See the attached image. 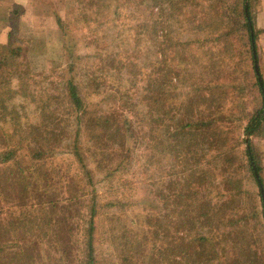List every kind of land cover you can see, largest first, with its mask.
<instances>
[{
	"label": "trees",
	"instance_id": "obj_1",
	"mask_svg": "<svg viewBox=\"0 0 264 264\" xmlns=\"http://www.w3.org/2000/svg\"><path fill=\"white\" fill-rule=\"evenodd\" d=\"M183 1L66 0L64 18L55 15L64 54L68 32L80 19L100 10L114 16L103 23L114 31L112 47L98 51L102 59L95 70L101 82L96 85L91 80L95 74L84 85L77 82L72 61L60 69L59 79L51 73L32 74L21 59L25 48L18 38L23 11L8 9L10 30L6 45L0 46V167L10 169L23 148L29 166L6 175L2 192L15 197L9 202V218L0 219V241L12 243H0V264H102L96 177L106 181L134 167L147 187L148 205L132 221L122 219L124 213L110 201L115 197L104 205L113 208L107 214V236L111 256L120 264H264V205L255 172L262 187L263 179L246 139L264 126V77L260 67L259 75L254 70L258 33L248 0H201L197 6L195 0ZM160 26L164 33L158 35ZM174 30L184 40L174 42ZM205 32L212 43L201 54L204 72L223 67L228 77L220 81L217 70L209 86H198L184 52ZM166 51L175 58L163 59ZM113 72L115 95L123 100L120 111H92L82 88L94 85L93 93L106 94L104 81ZM126 85L139 86L143 98L134 101L132 91L123 90ZM229 100L233 108L227 116L222 108ZM255 100L259 106L248 110L247 103ZM29 101L40 120L20 127V113ZM239 132L241 141L236 139ZM63 147L62 155H71L76 171L62 187L56 178L62 167L48 165L47 159H55L60 154L56 149ZM160 166L168 168L166 180ZM239 170L251 174L253 191L241 185ZM77 205L78 225L68 220L64 230L56 219L58 210ZM74 230L86 239L71 246ZM25 240L27 244L20 243Z\"/></svg>",
	"mask_w": 264,
	"mask_h": 264
},
{
	"label": "rangeland",
	"instance_id": "obj_2",
	"mask_svg": "<svg viewBox=\"0 0 264 264\" xmlns=\"http://www.w3.org/2000/svg\"><path fill=\"white\" fill-rule=\"evenodd\" d=\"M65 1L66 0H62L61 3V18H64V14L66 11V6H65ZM176 1V0H175ZM189 3L192 2V0H188ZM201 0H195L194 6H197L198 3H200ZM258 0H248V7H249V12L252 16V11L254 12L256 9V3ZM4 0H0V3H3ZM183 0H178L179 4H183ZM53 4V3H52ZM2 5V4H1ZM54 5V4H53ZM4 8L6 7H1V9H3V12L0 11V28L2 27L3 24H8V31L6 33L1 32L0 31V41L4 42V44H0V46L2 45H6L7 43V33L9 32V21H8V11H4ZM49 8V7H48ZM187 9V8H185ZM50 10L54 11V8L51 6ZM123 10V9H122ZM6 13V14H5ZM56 13V12H55ZM124 13V12H123ZM126 13V12H125ZM54 14V13H53ZM58 15V14H57ZM138 15V14H137ZM183 12L179 13V16H183ZM7 18H6V17ZM21 16V15H20ZM55 16V14H54ZM112 17H114L113 15H110L107 11H97L96 14H87L86 18L84 19H80L79 20V24H74L72 26V29H70L68 32V37H67V48L65 50V54L62 51V48H60V50L56 53L54 51H51L50 48H47L46 45L51 43V41L45 40L42 41L43 38L39 33L37 34V39H33V46L31 47L30 45V37L31 34H29L28 32H26L24 30V33L21 34L20 32V28H19V19H18V28H19V41L20 44L24 46V51H23V56L21 57V59L23 61H27L28 63V67H29V71H31L32 74H36V75H43L44 77H46V73L50 76L51 73V77H53L54 79H59L58 74L59 71L61 72V68L64 67L67 63L69 62H73L74 63V70H75V79L77 80V82H81V80L86 84L87 83V79H90L89 76L95 74V76L92 77L91 80L95 81V85L97 84V82H101V79H99L98 77L101 76V74L99 72H97L95 70V65H97V63L100 61V54L98 53V51H103L102 49H104V51L107 50V48L112 47V33L114 31V29L112 28L113 26H109L108 25H103V23H108V19H113ZM138 17V16H137ZM143 18V16H141ZM3 18L4 21L3 22ZM20 18V17H19ZM56 19V18H54ZM179 19V18H178ZM111 21V20H110ZM46 23V22H45ZM178 22H176L174 24L173 29H177L176 25ZM172 29V30H173ZM2 30V29H1ZM159 33L158 35L164 33L161 30L162 27H159ZM162 32V33H161ZM181 32H177L174 30V42L175 39L177 40H184V38L181 36L182 34H180ZM109 35V36H108ZM2 36H6L3 41H2ZM32 37V36H31ZM109 37V38H108ZM182 38V39H181ZM197 40H195L193 42V44H191L190 46H187L185 48H187V50L184 52L186 55V58H189L190 63H191V73L192 76L194 78V83L198 84V86L200 84L202 85H207L209 86L211 83V79L215 78L216 76V71L219 70V78L220 81L222 80V77L225 76L226 78L228 77V72H225V70H222V68L220 69H216L215 71H211V72H204V68L206 67V64L203 62V59L201 58V54L203 52H208V49L210 46V44L212 43V36H210L207 32L200 34L198 37H195ZM42 39V40H41ZM48 41V43L46 42ZM36 42V44H35ZM35 44V45H34ZM75 45V47H74ZM118 45V44H116ZM148 46H151L150 44H148ZM36 48V49H34ZM147 48V47H144ZM150 48V47H148ZM58 50V49H57ZM46 51L45 54H42ZM171 51V50H170ZM175 50H172L171 52H173ZM262 47H260V45L258 46V55H259V63L257 61V65H258V69L260 67L261 69V73L264 77V55L262 54ZM77 56H79V58H77ZM165 58L163 57V59H170V58H175V53H170L169 51L165 52ZM102 59V58H101ZM145 59V54L144 52L141 55V60ZM178 59V55L176 52V60ZM208 60V59H207ZM206 59L204 61H207ZM211 60V59H210ZM137 61H140L139 59H137ZM237 61V59L235 60ZM108 64V62H106ZM113 73H108V77H107V83L106 81H104V85H106L107 87V91L106 94L105 93H99V94H95L93 93L95 90H92V88L94 87V85H86L83 89V96L85 99V104L87 105V107H89L92 111H94V109H96L97 107L100 108V110L104 111V112H110L111 109H118L120 111L121 109V105L123 100H120V96L119 95H115V89L114 85H113V79H115L114 76H116V74ZM66 74V72L62 75L64 76ZM38 75V76H39ZM97 75V76H96ZM38 76H36L34 78V80H36V85H38L39 88H41V81L40 78H38ZM96 77V78H95ZM241 81V80H239ZM189 85V84H187ZM105 88V87H104ZM126 88V91H132L133 97L132 99L136 102H138V100L142 99L143 97H141L142 95V90L138 89L139 86L135 89V87L132 86V88L127 87V85L123 88V90ZM114 92V93H113ZM112 93V94H109ZM115 101H113V98H116ZM119 96V97H118ZM37 99V98H36ZM113 99V100H112ZM17 102V100H16ZM15 102V103H16ZM27 103V102H26ZM29 106H26L27 108L24 110H22V112L20 113L21 118L19 119L20 121V127L23 126H27L29 124H34L37 121L40 120L38 114L36 113V111H32V106L33 103L30 102ZM247 108L248 110H253L254 107H258L259 106V100H255L254 103H247ZM233 108L232 105V100H229L228 102L223 103V108L222 111L227 113V116L230 115L229 112L230 110ZM228 118V117H227ZM6 130H8L9 132L11 131V128L5 127ZM237 131V130H236ZM235 131V132H236ZM242 133L239 132V134L236 136V139L238 137V140L241 141L242 140ZM247 140L251 141L252 144V148H253V154L255 156V159L258 163V165L261 168V178L263 179V190H264V126L262 128L259 129V131L254 134L252 137H246ZM230 143V141H228V144ZM239 147L236 148V150L238 151V157H239V161L240 164L243 163V159H244V144H242L240 142V144H238ZM246 145V144H245ZM25 147V146H24ZM24 150V151H23ZM22 151H20L21 153H19L17 155V159L15 161V164L13 163V165L11 166L10 169H6V167H0V183L2 186V189L0 191V210H2L5 214L1 215L0 214V219H4L9 218V212H10V206L11 204L9 203L11 198L13 199L15 197V195L12 194V192L9 190V192H11V194H7L6 192H8L7 190L4 191V193L2 192L3 187L6 186L4 185V182L6 181V175H8L9 171H12L15 169H25L26 167L29 166V162L26 163V160H24V152H26L25 148H23ZM57 151L60 152L59 155L56 156L55 159H47V163L48 165H50L51 163H53V165L55 166H60L62 167V169L58 170V176H56L57 178V182L63 187V184L66 185L67 181H70V175H72L73 173L75 174V165L74 163H72L71 161L73 160L70 154H67L66 152L62 155L63 151H66L67 148L63 147V148H57ZM242 151V152H241ZM57 152V153H59ZM23 155V156H22ZM62 159H67L66 162L63 161ZM162 159V158H161ZM163 164L164 161L162 160ZM34 163H37V161H34ZM40 163V162H38ZM45 163V167H46V161ZM133 169H136L135 172ZM246 169V168H245ZM9 170V171H8ZM130 171H126V172H116L111 176L113 178H106L107 180H103L104 178L102 176H98L96 177L97 182H98V195L99 196V202L101 205V209L98 212V216L96 219V223H97V253H99V260L102 264H120L118 261V258L111 256L113 253V247L111 246L112 244L110 243V240L107 236V230L108 227H110V224L107 222L108 219V215L111 211H113V208H106L104 209V205H106L110 199L114 198V200H110L112 204H115V207H118L117 211L119 212H123V216L122 219L126 221V217H128V221H132L133 219H135V217L137 215H139L142 212V208L146 205H148V201L146 200L148 198V191H147V187L141 183V176H140V172L138 171V167H134L129 169ZM66 171V173H65ZM177 173L180 171L179 168L176 170ZM123 172V173H122ZM239 176L240 178V182L241 185L245 188V189H250L251 191H253V189L251 188L253 185V180L251 177V174H249V172H246V170L243 172L242 170H239ZM160 174L161 176L164 177V179L166 180V175H168V168L166 166H160ZM67 176V178H66ZM68 179V180H67ZM164 180V181H165ZM119 181V182H118ZM46 183V182H45ZM60 186V185H59ZM8 188L10 186H7ZM158 187H160V185H158ZM7 188V189H8ZM60 189V188H59ZM147 191V192H146ZM59 193H61L60 190H58ZM74 193V192H73ZM60 197V199H63L62 196L58 195V198ZM3 201V202H2ZM5 202V203H4ZM21 205L22 202L18 201ZM79 205L77 206H73L71 208L69 207H62L63 210H58V216L56 217L58 223H60V226L65 227L63 228L64 230H68L69 226H68V220L72 221L74 223V225H78L77 224V214L80 211L79 209ZM161 209V207H160ZM1 212V211H0ZM112 213V212H111ZM4 216V217H3ZM73 218V219H72ZM73 238L71 240V246L73 243V246L75 243H78L82 240L83 241L86 239L82 233V231L78 232L77 230H74L73 232ZM110 237V236H109ZM6 241V242H5ZM65 244H68L69 239L66 238L63 240ZM4 242V243H3ZM26 242H28V240L25 241H21L20 243L22 244H27ZM1 244H11L12 240H2L0 241ZM37 264H43V263H37ZM71 264H76V262H72Z\"/></svg>",
	"mask_w": 264,
	"mask_h": 264
},
{
	"label": "crops",
	"instance_id": "obj_3",
	"mask_svg": "<svg viewBox=\"0 0 264 264\" xmlns=\"http://www.w3.org/2000/svg\"><path fill=\"white\" fill-rule=\"evenodd\" d=\"M61 3L62 0H4L3 3H0V11L2 10L1 12H3V9H1V7L2 8L6 7L4 8V11H8V9L12 8L13 6L20 7L23 11L22 15L19 18L20 32L22 34L26 29L25 31L31 34L32 37L29 36L31 47L33 46V42L35 41L32 40L35 37H36L35 39H37L38 37L36 33H39L43 38V40L41 39L42 41L48 39H49L48 41H51V43L47 44L46 47L47 48L52 47L50 48L51 51L57 53L61 48V44H60L61 34H60V30L58 29L56 19H54L55 18L54 14L55 15L58 14L61 16V12H62ZM51 6L54 8L53 11L54 14L50 10ZM252 17H253L254 29L258 33L257 43L258 46L260 45V47H262V51H263L262 54L264 55V0L257 1L256 9L254 12L252 11ZM3 22H5L4 18H3ZM0 31L6 33L8 31V24H3L2 27L0 28ZM5 37L6 36H2V41ZM48 41L46 42L48 43ZM4 43L5 41L4 42L0 41V44H4ZM45 53L46 51L42 54Z\"/></svg>",
	"mask_w": 264,
	"mask_h": 264
},
{
	"label": "water",
	"instance_id": "obj_4",
	"mask_svg": "<svg viewBox=\"0 0 264 264\" xmlns=\"http://www.w3.org/2000/svg\"><path fill=\"white\" fill-rule=\"evenodd\" d=\"M253 54H254V59H255L254 70H255V73L257 75H259V69H258L257 60H256V54H255V52ZM259 85L262 86L261 78H259ZM262 94H263V97H264V91H262ZM263 112H264V110H263ZM255 177H256L257 183L259 185V189H260V193H261V197H262V201H263V205H264V190H263L262 184H261L256 172H255Z\"/></svg>",
	"mask_w": 264,
	"mask_h": 264
}]
</instances>
